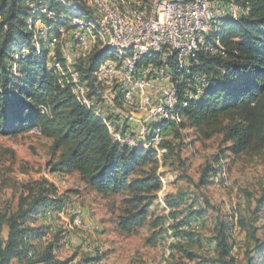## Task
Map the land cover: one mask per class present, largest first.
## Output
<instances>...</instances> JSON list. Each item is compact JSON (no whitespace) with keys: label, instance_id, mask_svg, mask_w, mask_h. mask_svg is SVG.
I'll use <instances>...</instances> for the list:
<instances>
[{"label":"trees","instance_id":"trees-1","mask_svg":"<svg viewBox=\"0 0 264 264\" xmlns=\"http://www.w3.org/2000/svg\"><path fill=\"white\" fill-rule=\"evenodd\" d=\"M235 1L248 8V14L237 20L226 18L209 31L207 42L214 44L218 40L224 52L198 53L199 64L185 73V81L190 73L204 71L209 74L208 85L196 98L188 99L181 92L174 112L186 117L180 126L188 123L206 137L223 132L226 140L231 141L230 149L237 154L249 148L264 149V0ZM29 2L47 6L54 14L48 20L50 25L55 22L53 28L85 10L81 0H0V136L36 128L52 139L53 149L60 150L51 165L53 172L76 171L86 186L103 195L126 191L127 207L118 217V227L125 230L139 225L162 189L156 159L160 154L141 145L129 147L113 141L101 118L73 94L70 74L62 58H57L58 66H48V35L35 41L27 29L31 16ZM156 58L144 57L142 63ZM101 59L102 53L93 51L73 66L80 81L90 88ZM177 74L174 72V79H178ZM178 85L182 90L185 82ZM163 146L169 153L173 151L169 142L163 141L160 150ZM219 160L220 156H216L215 162ZM146 165L150 166L144 170ZM221 168L207 164L197 186L210 184ZM135 173L139 174L133 177ZM26 187L27 192L19 196L16 208L0 213V264H87L102 257L96 254L77 262H73V257L59 260L55 255L61 246L58 235L40 248L36 241L47 235L49 226L35 225L34 221L41 217L47 221L45 212L63 209L68 198L45 179ZM187 201L180 196L164 198L168 210L165 220L172 219L165 230L189 247H201L204 238L196 229L207 215V208L198 205V200ZM263 208L264 188L255 200L251 219H236L251 240L243 264H264V239L255 235L253 225ZM233 226L230 218H217L213 236L207 240L213 256L197 255L176 242L170 245L171 249L179 245L189 263L171 260L168 264H239L232 255ZM50 231L61 233L54 225H50Z\"/></svg>","mask_w":264,"mask_h":264},{"label":"rangeland","instance_id":"rangeland-1","mask_svg":"<svg viewBox=\"0 0 264 264\" xmlns=\"http://www.w3.org/2000/svg\"><path fill=\"white\" fill-rule=\"evenodd\" d=\"M114 53V50L108 51L101 61L111 59ZM185 121L186 117H181L165 133L164 142H169L173 151L169 153L163 146L156 157L162 189L149 208L146 219L139 225L125 230L118 227V217L127 207L125 199L129 195L126 191L103 195L86 186L76 171L53 172L51 165L58 159L60 150L53 149L52 139L40 134L36 128L16 135L0 136V213L16 208L19 196L27 192L26 185L45 179L55 184L59 194L68 199L63 210H54L49 216L45 213L47 221L42 217L34 221L35 225L49 226L47 235L36 244L42 248L58 235L61 246L55 255L59 260L73 257V262H77L86 256L100 254L102 257L98 261L87 264H168L171 260L189 263L179 245L174 249L170 245L178 242L197 255L213 256V248L207 240L213 236L217 218L225 217L233 220L234 224L230 237L233 241L232 255L237 263L243 264L251 240L236 219L250 220L253 216L255 200L264 188V149L249 148L235 154L230 149L231 141L226 140L223 132L206 137L201 130L188 123L180 126ZM221 124H225V120H221ZM216 156H220L218 163L215 162ZM212 163L214 167L221 165V170L225 169V182L218 173L211 178L213 181L210 184L198 187L203 168ZM139 173L133 174V177ZM168 195L186 197L188 203L198 200V205L207 208V215L200 224L199 221L196 223V226L199 224L196 230L204 238L203 246L189 247L187 243L175 239L170 230L166 233V227L172 222L171 218L167 222L165 220L168 210L164 198ZM67 208L81 210V225L73 224L74 217ZM259 217L253 223L255 235L264 239V208ZM50 225L61 233L50 231ZM157 232L158 236L154 237ZM79 233L83 234L80 236L83 238H77ZM70 235L76 238V243Z\"/></svg>","mask_w":264,"mask_h":264},{"label":"bare ground","instance_id":"bare-ground-1","mask_svg":"<svg viewBox=\"0 0 264 264\" xmlns=\"http://www.w3.org/2000/svg\"><path fill=\"white\" fill-rule=\"evenodd\" d=\"M87 1L89 0H81L85 10L79 12L78 15L67 19L68 24L58 25L55 28H53L54 26L52 27L55 22L52 25L48 24V20L51 18L53 19L54 14L48 11L47 6L44 3L36 5L35 2H29V6L31 7V16L27 21V29L32 33L33 39L35 41L40 40V38H42L43 36L47 37L48 35L46 41L48 47V66H58L59 64L57 58H62L65 69L70 74L73 94L88 109L92 110L97 116L101 118V120L106 125L113 141H117V136L113 131V121L110 113L107 109H102L101 107H99L100 104H102V93H109V86H101V89L99 86H95V84L104 85L102 66L107 61H109V65H119V58H128L130 55L138 52V54L136 55L137 63H142L144 57L151 58L152 56H157L155 61L156 65H169L170 68H180L179 70H176V72L179 73L177 74L178 79H175L176 83L172 87L170 99H168V102L164 107V113H158L154 116V126H147L146 141L141 138H129V144L117 141L129 147H136L141 145L143 147L151 148L159 152L163 141H165V133L167 130L164 128V125L166 124V121H168V117H172V120H174L175 122H177L181 117H184L179 116L174 112V108L176 107L180 99V93L182 92L183 96L188 99L198 97L204 92V89L208 85L209 78L208 76H206V83L200 89L199 79H202L203 72L193 73L192 75L190 73L189 78H187L185 81V73H189L194 66L199 64V60H191L190 65H185L186 47L176 48L174 58L170 60V58L166 56L165 47L145 46L143 41H129L124 43L108 42V35L104 30L100 18L97 15L92 14L87 9ZM224 1L229 5L231 16L212 14L209 17H206V19L204 20L206 35L203 37L202 29L191 30V34L189 37V46H194V52H197V54L200 51L209 53L211 55L222 54L223 52L219 41L215 40L214 44H209V40L207 42V34L209 33V31L215 30L224 19L230 18L232 20H237L239 19V16L244 17L249 12L248 8L241 6L235 0ZM141 3L143 4V9L140 10V20L151 19L155 15L157 0H141ZM72 7H75V5H72ZM91 8L99 9V2L91 1ZM105 9H114L115 13L119 16V20L121 21H131V14L126 13L127 11H131V4H126L125 0L105 1ZM37 23L40 24V27L45 28V30L37 27ZM74 32L80 33L79 53H77L76 57H71L69 42L71 38H73ZM94 50L97 53H102V58L110 50H114L115 53L111 59H108L106 61L100 60L99 64H97L98 67L94 72L93 88H90L86 86L85 83L80 81V75L73 69V66L78 62V60L85 58ZM150 61L153 60L150 59ZM183 81L185 82V86L182 90H180L178 83ZM196 91H198L197 95ZM112 97H119V90H112ZM128 113H135V106H128ZM156 136H159L157 141ZM225 172L226 171L224 168L219 172V175L222 177L224 182L226 180ZM67 209L71 210V208ZM67 209L66 213L68 212ZM80 211L81 210L76 208L75 210L69 211L74 217V225H81L80 220L83 214L81 212L82 215H78ZM62 212L63 211H60L59 213ZM45 213L47 216H49L54 213V210H47ZM56 225L59 227L58 224ZM82 235L83 234L79 233L77 238ZM70 237L73 242H77L76 238L73 235H70Z\"/></svg>","mask_w":264,"mask_h":264},{"label":"built area","instance_id":"built-area-1","mask_svg":"<svg viewBox=\"0 0 264 264\" xmlns=\"http://www.w3.org/2000/svg\"><path fill=\"white\" fill-rule=\"evenodd\" d=\"M91 1H98L99 9H92ZM105 1L109 0H89L87 9L100 18L108 42L143 41L145 46L165 47L170 60L174 58L176 48L186 47L185 65H190L191 60H199L194 46H189L191 30L202 29L203 37L206 35V17L212 14L231 16L229 5L224 0H157L155 15L151 19L140 20L141 0H125L126 4H131V11L126 12L131 14V21H121L114 9H105ZM37 27L45 30L39 23ZM79 38L80 33L74 32L69 42L71 57L79 53ZM137 54L119 58V65H109L107 61L102 66L104 85L95 84L100 89L101 86H109V93H102L99 107L109 111L117 141L127 144L129 138L146 141L147 126H154V116L164 113L176 83L174 72L180 69L156 65L155 60L137 63ZM208 75L203 71L199 89L205 85ZM112 90H119V97H112ZM128 106H135V113H128ZM170 123H175L172 117L166 121V130ZM158 138L156 136V141ZM78 215H82L81 211Z\"/></svg>","mask_w":264,"mask_h":264},{"label":"water","instance_id":"water-1","mask_svg":"<svg viewBox=\"0 0 264 264\" xmlns=\"http://www.w3.org/2000/svg\"><path fill=\"white\" fill-rule=\"evenodd\" d=\"M105 51H107V50H105Z\"/></svg>","mask_w":264,"mask_h":264}]
</instances>
